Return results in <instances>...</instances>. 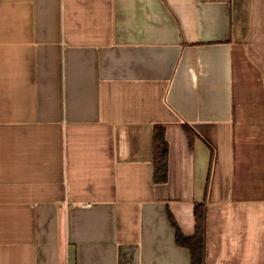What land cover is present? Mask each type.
I'll use <instances>...</instances> for the list:
<instances>
[{
    "label": "crops",
    "instance_id": "crops-1",
    "mask_svg": "<svg viewBox=\"0 0 264 264\" xmlns=\"http://www.w3.org/2000/svg\"><path fill=\"white\" fill-rule=\"evenodd\" d=\"M199 205L264 264V0H0V264H192Z\"/></svg>",
    "mask_w": 264,
    "mask_h": 264
},
{
    "label": "trees",
    "instance_id": "trees-1",
    "mask_svg": "<svg viewBox=\"0 0 264 264\" xmlns=\"http://www.w3.org/2000/svg\"><path fill=\"white\" fill-rule=\"evenodd\" d=\"M186 132L190 140L191 146L194 144V139L196 137L195 131L186 127ZM168 153L169 145L165 138L163 129L156 132L155 136V167L157 179L159 181L165 180L168 172ZM196 226L195 235L191 238H186L182 235L179 228L177 227L172 216H170L171 222L175 229L177 230V244L180 247L186 248L191 253L192 264H204L205 263V236H206V211L203 205L196 206Z\"/></svg>",
    "mask_w": 264,
    "mask_h": 264
}]
</instances>
